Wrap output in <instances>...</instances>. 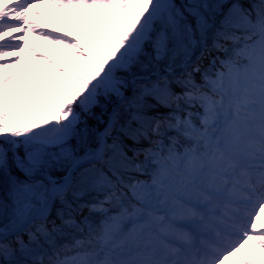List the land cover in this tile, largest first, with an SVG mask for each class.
Masks as SVG:
<instances>
[{
	"label": "snow or ice",
	"instance_id": "6c2138e0",
	"mask_svg": "<svg viewBox=\"0 0 264 264\" xmlns=\"http://www.w3.org/2000/svg\"><path fill=\"white\" fill-rule=\"evenodd\" d=\"M0 264H264V0H0Z\"/></svg>",
	"mask_w": 264,
	"mask_h": 264
},
{
	"label": "rangeland",
	"instance_id": "374dc122",
	"mask_svg": "<svg viewBox=\"0 0 264 264\" xmlns=\"http://www.w3.org/2000/svg\"><path fill=\"white\" fill-rule=\"evenodd\" d=\"M39 11L43 12L45 14V17L47 18V20L52 23L54 26H57L56 25V20L53 18V16L51 15L50 11L48 8H45L44 6H40ZM56 14V16H58L60 18V20L62 22H64L65 26L68 27V16L61 12L60 10L58 9H54L53 10ZM40 22L38 23H44L43 20H41L39 18ZM82 35V34H81ZM30 41L32 43H34L36 45V47H38L42 52H47L50 56H52L54 59L57 60V62L61 63L63 65V62L62 60H65V57H64V54H60L62 51H60V53H58L56 50H49L48 48H46L45 45L41 44V42L39 41V39L35 36H30ZM66 61V60H65ZM67 64V62H66Z\"/></svg>",
	"mask_w": 264,
	"mask_h": 264
},
{
	"label": "bare ground",
	"instance_id": "6f19581e",
	"mask_svg": "<svg viewBox=\"0 0 264 264\" xmlns=\"http://www.w3.org/2000/svg\"><path fill=\"white\" fill-rule=\"evenodd\" d=\"M33 18L36 19L37 22L39 21V17H33ZM39 41L41 42V44L45 45L46 48H48L49 50H56L58 53H60L61 50L57 46L52 45V44L48 43L47 41H43V40H40V39H39ZM60 54H62V52ZM62 62H63V65L67 66L65 60H62Z\"/></svg>",
	"mask_w": 264,
	"mask_h": 264
}]
</instances>
